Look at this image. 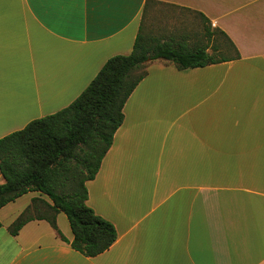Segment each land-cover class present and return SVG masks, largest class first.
Segmentation results:
<instances>
[{"label": "crops", "instance_id": "obj_1", "mask_svg": "<svg viewBox=\"0 0 264 264\" xmlns=\"http://www.w3.org/2000/svg\"><path fill=\"white\" fill-rule=\"evenodd\" d=\"M148 1L0 0V138L68 106L110 57L131 53L157 4L202 12L240 55L150 63L87 182L88 204L118 232L109 249L73 248L64 212L61 233L32 219L13 235L40 196L28 191L0 208V264H264V0H151L146 12Z\"/></svg>", "mask_w": 264, "mask_h": 264}, {"label": "trees", "instance_id": "obj_2", "mask_svg": "<svg viewBox=\"0 0 264 264\" xmlns=\"http://www.w3.org/2000/svg\"><path fill=\"white\" fill-rule=\"evenodd\" d=\"M149 2L155 1L146 3V12ZM187 10L208 21L202 12ZM215 31L229 41V53L217 56L207 45L161 41L147 33L144 16L132 52L110 57L72 103L1 137L0 208L28 191L40 192L9 226L10 232L16 235L32 219H47L60 232L57 216L64 212L73 248L91 257L109 249L118 232L88 204L87 182L95 178L113 144L126 101L148 74L150 61L162 59L183 70L240 57L226 33L209 24L208 35Z\"/></svg>", "mask_w": 264, "mask_h": 264}, {"label": "rangeland", "instance_id": "obj_3", "mask_svg": "<svg viewBox=\"0 0 264 264\" xmlns=\"http://www.w3.org/2000/svg\"><path fill=\"white\" fill-rule=\"evenodd\" d=\"M208 25L196 13L168 4H157L145 18L147 33L158 37L161 41L174 39L175 42L184 41L189 46L207 45L208 51L217 56L229 53L230 43L227 38L218 31L209 36L207 33ZM215 46H218L220 50H214ZM157 60L165 61L162 59L153 61Z\"/></svg>", "mask_w": 264, "mask_h": 264}]
</instances>
